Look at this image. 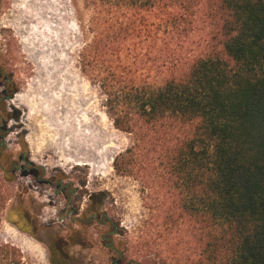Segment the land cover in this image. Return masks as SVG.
I'll use <instances>...</instances> for the list:
<instances>
[{"label": "trees", "instance_id": "16d2710c", "mask_svg": "<svg viewBox=\"0 0 264 264\" xmlns=\"http://www.w3.org/2000/svg\"><path fill=\"white\" fill-rule=\"evenodd\" d=\"M85 5L93 38L81 70L115 127L133 136L113 168L140 181L144 207L163 212L147 223L156 235L137 245L158 246L186 226L197 257L185 264H264V0ZM5 89L13 92L10 83ZM105 198L88 194L80 221L100 213ZM5 199L0 183V211ZM7 219L46 244L50 264H81L70 251L83 246L77 230L45 228L22 204ZM132 252L118 250L119 263L138 264ZM154 255L175 264L157 248ZM0 264L23 262L2 244Z\"/></svg>", "mask_w": 264, "mask_h": 264}, {"label": "rangeland", "instance_id": "374dc122", "mask_svg": "<svg viewBox=\"0 0 264 264\" xmlns=\"http://www.w3.org/2000/svg\"><path fill=\"white\" fill-rule=\"evenodd\" d=\"M90 15L85 0H0V70L13 90L5 93L0 75V245L14 246L23 264H50L46 244L7 219L22 204L45 228L78 231L83 246L70 251L81 264H120L118 250L132 246L138 253L128 255L138 264H158L155 248L185 264L197 257L186 226L157 238L158 246L137 245L156 235L147 223L163 212L144 207L140 181L113 168L133 136L115 127L105 96L81 70L80 52L93 38ZM97 192L106 195L99 212L110 222L73 219Z\"/></svg>", "mask_w": 264, "mask_h": 264}, {"label": "flooded vegetation", "instance_id": "af4514ba", "mask_svg": "<svg viewBox=\"0 0 264 264\" xmlns=\"http://www.w3.org/2000/svg\"><path fill=\"white\" fill-rule=\"evenodd\" d=\"M1 69V68H0ZM0 75H4L5 76V78H6V82L4 83V86L6 87V86H8V84H9V82H10V78L6 75V74H4V71L3 70H0ZM5 93H8L7 92V89H5ZM2 98V96H0V99ZM61 182V181H60ZM76 218H73V219H75V220H80V219H83L81 216H75ZM101 219L102 220V222H103V224H105V223H109L110 221H109V219L106 217V215L105 214H101V213H92V214H90V218L89 219H95V220H97V219ZM88 219V220H89Z\"/></svg>", "mask_w": 264, "mask_h": 264}, {"label": "water", "instance_id": "95a60500", "mask_svg": "<svg viewBox=\"0 0 264 264\" xmlns=\"http://www.w3.org/2000/svg\"><path fill=\"white\" fill-rule=\"evenodd\" d=\"M7 98H10V96L8 95V96H6ZM61 181V180H60Z\"/></svg>", "mask_w": 264, "mask_h": 264}]
</instances>
